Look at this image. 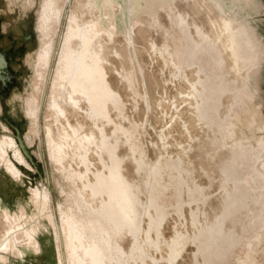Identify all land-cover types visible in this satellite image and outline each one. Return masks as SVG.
Returning a JSON list of instances; mask_svg holds the SVG:
<instances>
[{
	"label": "rangeland",
	"instance_id": "374dc122",
	"mask_svg": "<svg viewBox=\"0 0 264 264\" xmlns=\"http://www.w3.org/2000/svg\"><path fill=\"white\" fill-rule=\"evenodd\" d=\"M223 1L226 6L223 8L225 11L223 13L225 17L224 29L228 34H222V32L217 34L213 28L214 33L210 30L211 27L206 30L201 26L194 28L191 26L193 20H190L191 27L179 26L188 24L189 21L182 19L181 16L188 14L187 10L190 11L194 8L193 5L204 7V5H200V0H134L132 6L133 23L136 26L140 25L141 30L144 29L143 32L149 27L142 25L150 24L149 22L152 20L147 19L156 14L159 15V22L162 25L154 29L150 27L149 33L144 36V45L142 43L139 46L142 45L141 49L143 47L151 49L152 39L160 42L158 34L163 40L164 36L162 35L165 28V34L169 30L175 33L174 40H178L175 43L178 47L176 56L180 60L190 57L192 62L199 66L195 73L203 84L204 90L199 92L202 101L197 104L206 106L193 108L192 113L197 116L196 121L193 115L182 116L184 113H188L191 107L187 104L181 107L182 113L176 115V118L182 124V133L179 130L178 133H171L173 128L162 132L159 127H154L153 135L155 137L152 136L149 125L152 107L147 105L138 68L133 67L130 72L126 63L116 64L118 59L108 61V63L101 62V70L103 77L107 79L108 90L116 94L120 92L128 94L127 101H121V103L123 102L122 108L129 116L125 118L121 115L120 117L125 124L130 123L136 131L137 135L134 141L143 144V148L141 145V149L144 151L142 157L147 163L143 162L141 168L145 170V167L151 166L153 164L151 159L157 153L161 162L155 163L157 164L155 166H159L160 172L165 173L169 178L168 181L159 183L155 181L154 192H152V200L160 210L167 214L168 209H172L166 215L169 218L167 217V222L165 220L164 226L158 225L156 230H154L156 222L153 220L152 226L149 228L145 229L142 225V229L147 232V235H141V238L138 239L136 247L138 255L134 259L127 254L129 245L125 243L129 244L128 239H123L125 243L119 240L120 237L116 234L115 228L110 221H107L102 210L98 209L99 204L88 199L83 193L85 180L78 175L77 170L71 167L65 171L57 163L52 154V146L50 148L48 143L47 130L45 131L49 118V108L47 109V107H49L51 85L61 67L63 53L65 50H70L74 44L78 48L82 46L78 36L69 38L72 18L75 14L79 15L80 7H76L75 0H70L65 6L60 31L55 38L56 46L48 82L44 91H39L44 94H40L41 105L36 122L35 117L28 114L30 111L28 105H25L27 102L25 100H28V97L36 91L34 89L36 75L34 74V63L37 60V50H40L43 45L42 41H39L43 37L42 32L39 33L37 30L38 9L42 0H0V53L4 52L2 56L0 55L4 62L1 67L3 70L0 69V75H2V77L0 76V137L13 139L15 146L8 147V155L14 161L16 160L17 166L20 164L18 166L20 169H32V167L35 169L38 183L29 187L28 189L31 190L29 192H34L36 188L42 189L41 191L47 195L48 202L46 207L42 206L45 209L41 208L44 211L39 206L35 208L36 199H33L35 201L31 203V207L27 211L22 204L24 210H21L23 208L20 206L14 211L13 220L10 219V226L15 228L12 229L17 232L18 236L23 235L19 231L23 233L30 228H39L41 232H45L47 229L48 231L44 234L51 238L52 230L48 226L49 218L52 216L50 220L53 219L58 226H62L60 224L62 223V212H65L82 222L89 236L94 235V231L88 226L90 221L96 226L98 234L100 232L108 234L110 244L105 247V250L110 257L109 264L117 263L114 259L121 249L123 251L125 249L127 252L122 254L121 260L117 264H128L129 262V264H176V262L178 264L180 260L181 264H264V89H262L264 80V57L262 56V50H264V0ZM191 4L193 5L191 6ZM212 8L214 9L212 13L216 14V7ZM227 8L243 19L249 28L240 27L238 18L228 15ZM194 9L192 10L194 11ZM228 18L235 19V22L232 19L230 28L227 27ZM120 20L121 17L118 20L121 23L120 33H124L126 30L123 27V21ZM199 21L198 19V23H201ZM218 30L220 31L217 28ZM154 33L157 35L156 37L152 36ZM252 36H255L257 41ZM219 38L225 41H221ZM126 39H130V37L126 36ZM142 40L144 42V39ZM229 40L232 42L229 43ZM245 40L246 42H244ZM146 42L149 46L147 48L145 47ZM163 45L165 46V44ZM145 49L140 51L141 56H147V53L144 52ZM227 50L230 51V54H227ZM160 61V63H165L163 60ZM148 66L149 70L155 71L153 69L155 67L151 63ZM116 67H119L121 75L117 74ZM127 72L130 74L127 75ZM6 73H9L8 76L5 75ZM113 73L117 77V85L110 81ZM115 86H118L119 89L121 86L124 88L122 87L123 90L120 91V89L117 92L113 89L116 88ZM40 89L41 86H39ZM169 89L171 90V88ZM170 90L163 91V95H160L163 99L170 97L166 98V101L164 100L165 104L171 102L172 95H169L173 91ZM193 93L197 95L196 92ZM178 103L180 105L182 101L179 100ZM155 109L157 108H154V111ZM140 110L144 111L145 115L141 116ZM157 110L161 112L162 117L164 116V121L162 122L160 119V122L155 125L166 127L165 125H168L172 114L168 110L165 113L162 111L163 108L160 111ZM151 111L153 112V110ZM86 121L83 122L86 123ZM193 124L194 126L200 125L198 134L193 133L190 128V125ZM36 125L39 127L36 128ZM160 128L162 129V127ZM153 138L156 139V145H151ZM170 142L173 143L174 148L169 146L172 144ZM158 144L160 145L157 146ZM14 150L20 152L26 161L24 164L17 161ZM124 150H126L125 146L124 149L123 147L121 149L122 154H124ZM122 163L119 161V170L116 171L120 175L121 183V186L118 185L115 190V193L117 192L115 201L118 204L116 208H120L118 213H123L122 205L132 208L134 204H137L135 201L138 197H135L136 193L133 191L140 190L129 171L130 166ZM122 167H128V170L122 171ZM100 173L103 174V171ZM160 184L162 188H160ZM163 206L164 208H162ZM135 209L136 205L134 211ZM23 211L24 214H22ZM16 215L20 220H17ZM19 224L21 227L18 226ZM17 227L20 228L17 229ZM166 230L168 232L165 233ZM187 235L189 242L176 247L175 242ZM20 240H22V236ZM155 240L160 241L161 245L158 244L159 246L154 247V245L147 244ZM9 251H6L9 260L13 256L22 264L26 263L18 258L15 251L12 252L11 249ZM44 251L45 247L42 249V252ZM61 253L65 254V251L61 250ZM146 253L148 255L144 257ZM171 258H174V261H171ZM65 259L62 264H68ZM48 262L49 264H58L55 252L51 251L48 254Z\"/></svg>",
	"mask_w": 264,
	"mask_h": 264
},
{
	"label": "bare ground",
	"instance_id": "6f19581e",
	"mask_svg": "<svg viewBox=\"0 0 264 264\" xmlns=\"http://www.w3.org/2000/svg\"><path fill=\"white\" fill-rule=\"evenodd\" d=\"M69 1L70 0H42L38 9L39 22L37 30H39V33L42 32L41 35L43 36H40L42 38L39 39V41L41 40L43 45H41L42 48L40 50H37L38 52L36 51L37 60H35L34 63V74H36L34 89L36 91L38 90V92L34 90L35 92L28 97V100H25V102L27 101L25 105H28V110L30 111V113H27L34 116L35 121L39 116L41 105V92L39 93V91H44L48 82L47 80L51 71V63L56 46L55 38L60 31L62 15ZM75 1L76 7H80L81 11L78 9L80 12L79 15L74 13L75 15L72 18L69 38L78 36V39L82 42V46L78 48V46L74 44L70 50H65L63 53L61 67L51 85L52 90L50 91V99L48 100L49 107H47V109H50H48L49 112L47 111L49 113V118L47 115L46 117L48 119L45 131L47 130L48 143L50 144V148L52 146V154L57 163H59L62 166L61 168L65 171H68L71 167L77 170L78 175L85 180V183L82 182L85 184L84 189L82 188L83 186L81 187L84 190L83 193H85L88 199L99 204L98 207H100L98 209L102 210L108 219L107 221H110L115 228L116 234L122 239L119 238V240L125 243L123 239H128L129 244L125 243L129 245L128 252L127 250L125 251V249L124 251L121 249L114 259V261L118 263L123 253L127 252L128 256H132L134 259L138 255L136 252L138 239L141 238V235H147V232L142 229V225H144L145 229L147 227L149 228L152 226L151 222L153 220L156 222L154 224V230H156L158 225H160V227L161 225L164 226L165 220H168L169 217L166 215H168L172 209L169 208L167 214H165V211L160 210L158 205H155V202L152 200V192H154L155 181L159 183L168 181L169 178L165 173L160 172L159 166H155L157 165L155 163L161 162L159 159L160 156L157 155V153L155 157L153 156L151 159L153 163L151 166L145 167V170L141 168L143 162H146L142 157L144 151L141 149V145L143 148V144L139 141H134L137 135L136 131H134L130 123L125 124L124 120L120 117L121 115L125 118L129 116L126 110L121 106L124 101H127L128 94L126 95L123 92L117 94L115 92H110L107 87L108 84H106L107 79L103 77L101 62L108 63V61H115V59L120 58L127 65L129 63L125 41L123 38L116 35L114 16L118 11V5L114 3V0ZM201 4L204 5V7L200 8L199 6L197 7L191 4V6L193 5L195 8H192L194 11L190 8L194 14L191 10L188 11L189 9L187 11L189 13L191 12L190 14L197 22L198 19L200 20L199 22L201 23L198 24L201 27H204L205 30L211 27L210 30L213 32L214 30L211 25L213 24L212 19L214 17L216 21L214 26L216 27L217 22L219 25L215 28V32L217 34H221V32L222 34H228L224 29L225 17L222 12L216 8L215 11L217 13H212L214 10L212 7H216L213 5V1L200 0V5ZM78 11H76V13H78ZM217 28L220 29V31H217ZM139 30H141V28L135 31L134 44L137 52L140 54V51L145 49L144 47L143 49L141 48L145 43L144 36H146L149 31L145 30V32H143L144 29L141 31ZM204 32L207 33V31ZM155 33L152 36L156 37L157 35ZM141 36H143V38H141ZM162 36H164V34ZM158 37L160 42L155 39L151 49H145L144 51L150 53V60L154 63L153 67L155 68L153 69L155 71L152 72L147 69L142 78L143 90L148 102L147 105L152 107V109H150L153 110V112L150 110L152 115L149 118L152 136H154V127H159V130L162 132L171 130L172 128L171 133L181 132L182 124L180 120L176 118V115L181 114V107L187 104L191 108L188 113H184L182 116L193 115L196 121L197 116L192 113V110L193 108H197V103L200 101L198 96L195 95L193 93L194 91L191 89L192 86L196 84L197 80L195 73L196 68H189L185 73L182 63L175 59V50L177 49L175 43L177 40H174L172 35H165L163 40L160 39L161 36H159V34ZM222 38L223 36L221 39ZM142 39H144V42ZM221 39L219 38V40ZM231 42L232 41L229 40V43ZM140 44H142L141 47H139ZM147 44L146 42V48L149 47ZM163 44H165V46ZM227 52V54H230L229 50H227ZM3 53L4 52L0 53V55L2 56ZM228 56L230 57V55ZM160 60L165 61V63H160ZM3 63V59L0 58V69ZM8 74L9 73H6L5 75L8 76ZM184 75L188 78L186 79ZM0 76L2 77V75ZM110 81L114 85L118 84L116 83L117 77L114 73L111 75ZM39 86H41L40 90ZM122 87L123 86H121L120 89ZM169 88H171V90ZM113 89L117 92L120 90L118 86ZM122 90L123 89L120 91ZM169 90L173 91L170 92L169 95H172V99L169 104H165L164 100L168 97L163 99L160 95L163 91L168 92ZM179 100L182 101L180 105L178 103ZM121 101L123 102L121 103ZM191 101H194V103H191ZM154 108L159 109V111L163 108L162 111L165 112L168 110L170 111L169 113L172 114L168 125H165L166 127H163L164 125H155L157 122H160V119L163 122L164 116L162 117L160 114L161 112H158L157 109L154 111ZM25 111H27V109H25ZM141 111L142 110H140V115H145V112ZM33 119L32 121H34ZM85 120H87L86 123H84ZM37 126L38 125H36V128ZM199 126L198 124L195 126L193 124L190 125V128L193 130V133L198 134ZM160 127H162V129ZM155 140V138L152 139L151 145H156L157 142ZM13 145V139L0 137V170L4 171V173L0 172V262L7 264L9 255L6 254V251L11 249L12 252H16L21 261L23 260L30 264H49L48 254L51 251L55 252V259L58 264H62L65 258L68 264H109L110 257L105 250V247H108L110 244L108 234L105 232H100V234H98L96 226L91 224L90 221L88 226L94 231V235L89 236L82 222L78 221L74 216H70V214L68 215L62 211V223H60L62 226H58L53 219L50 220L52 216L49 218L48 226H50L52 230L51 238L44 234L48 231L46 226L45 232H41L39 228H30L24 232L22 231L23 233L19 231L20 234H23L21 235L22 240H20L21 236H18L17 232L12 229L14 228L13 226H10V219L14 216L13 214H15V212L11 211L9 207L1 205L2 198L8 201L12 200L15 193L18 191L12 188V185L9 184L6 179L10 177L13 181L19 182L20 185H18L20 187L23 186V184H21L23 172L18 167L20 164L17 166V162L15 163L16 160L14 161L8 155V147L12 148ZM159 145L160 144L157 146ZM124 146L126 150H124V154H122L121 149L122 147L124 149ZM169 146L173 147V143ZM14 151L17 161L24 164L26 161L20 152L18 150ZM119 161L123 162L126 166H130L129 171H131L133 180L139 186L138 188H140V190L137 189L133 191V193H136L135 197H138L135 201L137 204H134L132 208L122 205L123 213H118L120 208H116L118 204L115 201L117 193H115V190L118 185L121 186L120 175L117 174L119 170ZM127 170L128 167H122V171ZM100 171H103V174L100 173ZM46 187L48 186L46 185ZM160 188H162L161 184ZM41 190L40 188H36L32 193L29 192L31 190H26V196L24 197L23 203H21L25 206L26 211L30 209L31 203L35 201L33 199H36V203L38 204H36L35 208L37 206H39L40 209L44 208L42 206L46 207L48 203L47 195ZM155 190L157 191V188H155ZM82 195L84 196V194ZM135 205L136 209L134 211ZM19 207L17 209H19ZM21 208L23 207L21 206ZM162 208H164V206ZM21 210H24V208ZM69 212L71 211L69 210ZM20 213L19 215H22L24 211L22 214ZM18 217L19 216H17V220L19 219ZM23 219H25V217ZM168 223L170 222L168 221ZM26 224H28L27 221ZM18 226L21 227L20 224ZM20 227H17V229ZM168 229L171 230L170 227H168ZM166 232L168 231L166 230L165 233ZM187 242H189L188 235L181 239L179 238L175 242L176 247H180L181 244L185 245ZM147 244L156 247L159 246L158 244H160V241H150ZM120 245H122V243ZM43 247H45L44 252H42ZM176 247L174 248L175 250ZM121 248L123 247L121 246ZM61 250H64L65 254H62ZM147 255L148 253L144 254V257ZM171 261H174V258H171ZM124 263L126 262L124 261ZM181 263L180 260L178 264Z\"/></svg>",
	"mask_w": 264,
	"mask_h": 264
},
{
	"label": "crops",
	"instance_id": "0c3cea01",
	"mask_svg": "<svg viewBox=\"0 0 264 264\" xmlns=\"http://www.w3.org/2000/svg\"><path fill=\"white\" fill-rule=\"evenodd\" d=\"M212 1H213V5H215L216 8L219 11L222 12V14L225 13V11H224L223 8L226 7V6H225V3H224L223 0H212ZM114 3L116 5H118V11L115 13V16H114V23H115L116 35L118 37H120V38H123V40L125 41L127 55H128V60H129L128 65L127 64L126 65L128 66V68H130V72L133 69V67H137L138 68V75L140 76V82H141L142 81V78L144 77V72H146V70L150 68L148 66L149 63H151L153 66H154V63L150 60V53L148 51L146 52L148 57L146 55L141 56L137 52L136 47H135V44H134V34H135V31H136V29H138V28L141 27L140 25L139 26H136L133 23L134 18H133V13H132V6L134 4V0H114ZM227 12H228V15H230L232 17H237L238 18V20H239V26L240 27H244L245 29L246 28H249L248 24L243 19H241L238 16H236L232 12V10H230L229 8H227ZM187 13H188V11H187ZM190 15L191 14L188 13V14H185V15L181 16L182 19H185V20L187 19L189 22H188V24H182V25L180 24L179 26L189 27L190 26V20H193L192 23H191V26L192 27L195 28V27L200 26L198 24L197 20H195V18L192 15L191 16ZM120 17H121V20L120 21L121 22L123 21L122 24L124 25L123 27L126 30L124 33H120L121 23L118 22V20L120 19ZM232 19L235 22V19L234 18H231V19L228 18L227 27H229V28L232 27V24H231ZM147 20H150V21L152 20V22H149L150 24H144L142 26L149 27V29L148 28L146 29L148 31L150 30V27L154 29V28H157V27L162 26L161 23L159 22L160 17L157 14L154 17H152L150 19H147ZM212 22H213V24L211 25L212 28H216V27L219 26L218 25V22L216 24V27L214 26L215 25L214 23H216L214 17L212 19ZM235 26H237V25L235 24ZM163 31H164V36L165 35H167V36L172 35L173 37L176 36L175 33L170 32L169 30L166 31V34H165V28H164ZM126 36L127 37L129 36L130 39H126ZM253 39L255 41H257L255 36L253 37ZM151 41L154 44L155 39H152ZM244 42H246V40ZM177 50H178V47L175 50V59L179 60L182 63V65L184 66V69H185V73L188 71L189 68H192V67H195L196 70H198L199 66L197 64H194L192 62V60H191L190 57L189 58H186V60H180L176 56ZM262 51H263L262 56L264 57V50H262ZM120 61H121V63H124L122 59L118 58V62L116 64L119 65V62ZM116 68H117V74L118 75H121L122 72L120 71L119 67H116ZM130 72H127L126 74L129 75ZM184 77H186V79L188 78L186 75H184ZM262 82H263L262 83V85H263V88L262 89H264V80ZM191 89L194 92L197 93V96H198L199 100L202 101V96H201V94L199 92H202L204 90V86H203V84H201V82H200V80H198V78L196 80V84L194 86H192ZM121 106L123 107L124 105L121 104ZM197 106L204 107L206 105L199 104ZM21 170L23 172V178L21 179V184H23L22 187L19 186L20 185L19 182L13 181L12 178H10V177L8 178L7 177L8 179H6V181L9 184L12 185V188L18 190L15 193L14 197L12 198V200H9L8 201V200H5V199L2 198L1 205L2 206L9 207V209L11 211H16L17 208L21 205V203H23L24 197L26 196V190H29L28 189L29 187H32L34 184L38 183V176H37V173H36V171H35V169L33 167H32V169H26V168H24V169H21ZM0 172L4 173L3 170H0ZM7 264H22V263L19 262L17 259L13 258V256H11V258L8 261ZM24 264H30V263H24Z\"/></svg>",
	"mask_w": 264,
	"mask_h": 264
}]
</instances>
